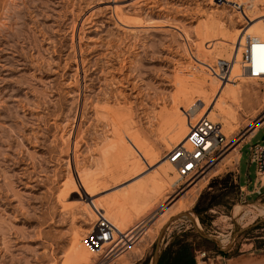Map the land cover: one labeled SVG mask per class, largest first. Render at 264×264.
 <instances>
[{
	"label": "rangeland",
	"instance_id": "1",
	"mask_svg": "<svg viewBox=\"0 0 264 264\" xmlns=\"http://www.w3.org/2000/svg\"><path fill=\"white\" fill-rule=\"evenodd\" d=\"M237 3L264 19V0H0V264H172L181 246L196 264L264 257V188L250 196L240 190L256 176L250 146L264 143V130L256 135L264 127V79H236L237 103L222 105L227 116L234 112L221 123L225 139L203 173L181 179L162 162L178 135L169 130L174 139L165 147L161 115L175 109L187 119L181 111L191 102L204 106L197 75L216 80L198 55L210 64L230 60L234 45L225 50L222 37L249 27ZM216 81L193 124L212 109L210 120L220 122L223 83ZM134 131L161 160L143 159L145 169L121 174L103 155ZM151 176L161 195L117 204L133 232L91 246L95 214L85 208L93 199L81 202L82 181L103 186L94 198L109 213L106 201L149 187ZM75 243L79 255L92 252L87 263L68 259Z\"/></svg>",
	"mask_w": 264,
	"mask_h": 264
},
{
	"label": "bare ground",
	"instance_id": "2",
	"mask_svg": "<svg viewBox=\"0 0 264 264\" xmlns=\"http://www.w3.org/2000/svg\"><path fill=\"white\" fill-rule=\"evenodd\" d=\"M127 3V2H126ZM249 6V5H248ZM251 6V5H250ZM115 7V6H114ZM235 7L238 9V10H241V14L243 15V16H246L247 15V11H246V9L244 10V8H242V5L241 4H235ZM114 10V9H113ZM116 10V9H115ZM114 10V11H115ZM115 13H117V12H115ZM247 17V16H246ZM262 17V15H260V17H256V18H250V16H249V27L247 28V30L245 31L244 29H237V35H236V33L234 34V36L236 35V37H233V36H231V35H229V36H226V35H224L223 37H222V44H223V46H225L224 47V49L226 48V45L228 44V45H230L229 43H233V47L235 48L234 49V52H231V53H233V55H232V57L230 58V60H232V62H234L233 64V68H232V73H231V75H230V79H229V81H224V82H222V81H220L221 83H223V86H222V88H221V93H219V98H218V100L217 101H219V103H218V105L216 104V108L219 110V117H220V122H216V123H219L220 125H221V128H222V124L224 125V124H227L228 125V119L229 118H227L229 115L231 116L232 115V113H234L233 111L231 112V110L232 109H230L231 108V106H230V108H229V110H230V112H231V114H229L228 116H227V114H228V111L226 112L225 110L227 109H224L223 107H222V105H223V103L225 104L226 102H230V103H237V95H238V84L236 83V79L238 80V79H240V78H243V79H246V78H248V77H243V76H241V64H240V62H241V57H240V53H241V55H242V51H243V49L242 48H238V45H239V42L241 41V43L242 44H244V42H245V39L248 37V36H255V37H257L260 41L262 40V41H264V19L263 18H261ZM122 23V22H121ZM140 23V22H139ZM133 27V26H132ZM210 31V30H209ZM209 31H208V34H209ZM244 31H245V33H244ZM205 32V31H204ZM203 32V33H204ZM206 32H207V30H206ZM205 34H207V33H205ZM211 34V33H210ZM209 36V35H208ZM208 36H206V37H208ZM213 36H215V35H213ZM216 39H217V37H215ZM211 40L212 38H208V40ZM214 39V38H213ZM212 39V40H213ZM216 39H215V41H216ZM220 40V39H219ZM220 43H221V41H219ZM209 43H211L210 41H209ZM217 43V42H216ZM217 46H218V44H216ZM215 45V46H216ZM208 46L209 45H207L206 47L208 48ZM211 46V45H210ZM220 46V45H219ZM219 46H218V48H219ZM231 46H232V44H231ZM228 47V46H227ZM221 48V47H220ZM206 50V49H205ZM226 50V49H225ZM232 50H233V48H232ZM199 56V58H197L196 59V62H197V64H199L200 66L201 65H203V67L205 68V69H207L206 68V64H210V63H205L204 62V60L203 59H201V55H198ZM197 56V57H198ZM203 57V56H202ZM235 57H236V59H235ZM239 57H240V60H239ZM194 58V57H193ZM217 59H223V58H217ZM223 60H227V59H223ZM230 60H228V61H230ZM208 71V70H207ZM206 71V72H207ZM196 74H198V73H196ZM201 74H203V72L201 73ZM197 75L198 76V78L197 79H195V78H193V79H195V81H198L197 83H198V85L195 87V89H201L202 90V93H201V95H199V98L197 99V102H201V103H203V105L204 106H199V107H197L196 106V103L195 102H191V106L187 109V110H183V112L181 111V113H186V116H188V118L187 119H183V118H181L180 117V115H178L177 113H175L174 111H175V109L173 110V112H168V113H163L162 115H161V123H160V126H159V130L160 131H162V133H164V134H166L167 132L169 133V130L171 131V130H173V131H175L176 130V133H177V135H178V138L175 140V144L176 145H181V144H184L185 142H186V139H187V136H188V134H189V132H190V128H189V123H190V121L192 122V119L194 118V117H191V116H198L197 114H198V112L199 111H202V110H205V106H206V103L208 102V95H207V89L209 88H211V87H215V85H217V81L216 80H218L217 78H216V80H214V78H210L208 75L206 76L205 74H203V75ZM189 75V74H188ZM192 76V75H191ZM191 76H189V77H191ZM193 77H194V75H193ZM249 79V78H248ZM262 79H264V78H262ZM262 79H260V80H262ZM192 80V79H191ZM252 80H254V79H252ZM259 80V79H258ZM181 81H183V80H181ZM180 81V82H181ZM194 81V80H193ZM193 81H190V82H193ZM218 81V82H219ZM182 83V82H181ZM183 83H185V82H183ZM187 83V82H186ZM184 84V86H186L187 84ZM180 85V84H179ZM234 86V87H231V86ZM183 86V85H182ZM183 86V87H184ZM231 87V88H228V87ZM189 87V86H188ZM185 89V88H184ZM194 89V90H195ZM195 91H197V90H195ZM196 93H198V91L197 92H194V95H196L197 96V94ZM224 95L225 97L223 98V99H221V95ZM189 95V94H188ZM189 96H191V95H189ZM189 96H187V94H184L183 96H181V97H184L183 98V100H185V101H187V103H190L189 101H191L190 100V97ZM182 99V98H181ZM191 99H192V97H191ZM221 99V100H220ZM196 100V99H195ZM194 101V100H193ZM207 101V102H206ZM227 105V104H226ZM226 105H224V106H226ZM229 106V105H228ZM227 107V106H226ZM175 108H177V106L175 107ZM177 110V109H176ZM228 110V109H227ZM179 111V110H178ZM177 112V111H176ZM229 112V113H230ZM180 113V112H179ZM202 113H204L202 116H199V118H198V120H200V118L201 117H204V116H207L208 118H209V120L211 119V120H213V115L215 114V112H213V109L212 110H210L209 112H202ZM116 114V113H115ZM121 114V113H120ZM217 115V114H216ZM215 115V116H216ZM82 116V115H81ZM116 116V115H115ZM118 116V115H117ZM116 116V117H117ZM229 116V117H230ZM217 117V116H216ZM119 118V117H118ZM232 118V117H231ZM236 117H235V115H234V119H235ZM210 120V121H211ZM230 121H233V118H232V120H230ZM212 123H215V122H213V121H211ZM222 123V124H221ZM230 124L231 123H229V126H230ZM131 132H133V131H131ZM135 133H133V134H128V137H126L125 136V139H123L122 138V136H121V139H119V141L117 140V143L115 142L114 144H111V143H109L111 146L110 147H112V149H110V150H112L111 152H112V155L110 154L109 155V151H107L106 153H108V155H103V157L105 158V162L108 164V163H115L117 166H119V171H120V169H122V171L123 170H125V169H127V172H129L130 170L128 169V168H131L132 170H134L133 172L134 173H137V172H140L141 170H143V169H145L144 167L145 166H143V165H145V164H142L140 161L141 160H146L145 162H148L147 164L148 165H154L153 164V162L155 161V160H158V159H160L159 157V155H160V153H159V155L156 153V150L154 149V148H152L153 147V145H152V147L151 146H149V144H147V142H146V138H144V136H143V134H141L140 133V131L138 132V131H134ZM172 132V131H171ZM166 134V135H164L163 137H161V138H163L162 140L164 141V143H165V147H166V145H167V143L169 142V141H172L173 139H174V137H173V139L171 138V140H170V136H169V134ZM176 133H174V134H176ZM222 133L224 134V132H223V128H222ZM253 133H255V131L253 132ZM117 134V133H116ZM163 135V134H162ZM225 135V134H224ZM169 136V137H168ZM168 137V138H167ZM113 143V142H112ZM164 143H162V144H164ZM172 143V142H171ZM108 144V145H109ZM151 145V144H150ZM175 145V146H176ZM210 145L211 144H209V147H210ZM109 147V146H108ZM109 147V148H110ZM168 147V146H167ZM105 148H106V150L108 149L109 150V148H107L106 146H105ZM104 148V149H105ZM105 150V151H106ZM168 150V149H167ZM172 150V149H171ZM170 150V151H171ZM239 155H240V153H239V149H236L235 150ZM103 152H104V150H103ZM160 152V151H159ZM170 153V152H169ZM169 155V154H168ZM167 158H168V156H167ZM161 160V159H160ZM104 162V163H105ZM143 162V161H142ZM156 162H158V161H156ZM163 162V164L164 163H170L174 168H175V165L171 162V161H169L168 159L167 160H163L162 161ZM168 165V164H167ZM109 166L111 167V165L109 164ZM112 166H113V164H112ZM115 166V165H114ZM164 166V165H163ZM165 167H166V165H165ZM112 168L113 167H111V168H108V170L110 169V170H112ZM163 168V167H162ZM161 168V169H162ZM167 169H168V166L166 167ZM113 169H115V168H113ZM160 169V170H161ZM165 169V168H164ZM167 169H165V170H167ZM131 170V171H132ZM172 170V169H171ZM173 170H175L176 171V169H173ZM115 172H116V169L114 170ZM108 172V171H107ZM110 172V171H109ZM112 172V171H111ZM121 172V171H120ZM160 172H162V171H160ZM166 173L167 174V172L166 171H163V173ZM174 172V171H173ZM117 173H118V171H117ZM175 173H177V172H175ZM108 174V173H107ZM121 174H122V172H121ZM155 174V173H154ZM157 174H159V173H157ZM162 174V173H161ZM110 175H111V173H110ZM117 175H119V174H117ZM116 175V176H117ZM178 175V174H177ZM107 176V175H106ZM120 176V175H119ZM165 176V175H164ZM175 176V175H174ZM109 177V176H108ZM111 177V176H110ZM153 176H151L150 177V179L152 178ZM157 177V176H156ZM167 177V176H166ZM169 177V176H168ZM177 177H179V176H177ZM149 178V177H148ZM154 178V177H153ZM152 178V180L150 181V180H148V182H149V187H147V185L146 184H143L142 186H138V188L137 189H135V190H132V191H127V192H123L122 194H121V200H119V201H117V200H109L108 202L106 201L105 203H107L106 205H108V208H107V210H108V212L109 213H107V211H106V213L107 214H110L109 216H110V218H109V220L113 223V225L118 229V237L116 238V239H114L113 241H107V242H100V243H97V244H93V243H90L91 244V246L92 245H95V246H102V247H105V246H108V244L109 243H112V242H114V241H118L117 239H119L120 237H121V235H123L122 236V239H123V237H124V235L125 234H127V235H129L130 233H132L133 231H130L129 232V230L130 229H128L127 228V226H126V224H125V220H127V214H126V212L125 211H122V210H120L119 208H118V206H117V204H119L120 202H121V204H122V202L124 203V204H131L132 206L134 205L135 207H136V204H138L139 203V200H142V198L144 197H146L147 195H148V197H149V194H147L148 192H157L156 194H153V195H157L158 193H159V195H161L160 194V192H162V191H160V190H162L161 189V186H160V184L155 180V179H153ZM173 178V177H172ZM84 179V178H83ZM82 179V180H83ZM88 179V178H87ZM87 179H84L82 182H83V187H84V196L82 195V194H79L80 196H81V198H80V200H81V202H83L84 200L86 201V198L87 199H93V201H92V203H93V207H92V204H88L87 203V206L86 207H89V208H85V210L86 209H90V211H92L93 212V208H94V206H96V201H95V196H94V194H96L97 192V190H99L100 188H101V183L100 182H98V183H100V185L101 186H98V188L99 189H96L97 188V186H96V183L95 182H97V181H95V182H93L92 180H87ZM163 179V178H162ZM174 179H175V177H174ZM193 180V179H192ZM176 181V180H175ZM105 182V181H104ZM115 182H116V180H115ZM173 182V181H172ZM192 182H194V181H191V183ZM98 183H97V185H98ZM104 184V183H103ZM172 184H174V182L172 183ZM105 185V184H104ZM82 187V188H83ZM104 187H106V185L104 186ZM162 187H163V184H162ZM241 187L243 188V185H241ZM164 188V187H163ZM73 189V188H72ZM102 189H103V186H102ZM74 190V189H73ZM103 190H105V189H103ZM78 192V191H77ZM151 194V195H152ZM152 195V196H153ZM97 196V195H96ZM158 196V195H157ZM97 199V198H96ZM88 201V200H87ZM101 201V200H100ZM100 201H99V203H100ZM73 202V201H72ZM98 203V202H97ZM101 206H102V204H101ZM123 206V205H122ZM121 206V207H122ZM97 207V206H96ZM106 207V206H105ZM98 208V207H97ZM148 208H151V206L150 207H148ZM100 209V208H99ZM141 209V208H140ZM145 209V208H144ZM147 209V208H146ZM103 210V209H102ZM106 210V209H105ZM104 210V211H105ZM259 211V210H258ZM261 211V210H260ZM90 213V214H93V213ZM95 214V213H94ZM106 214V215H107ZM140 214V213H139ZM108 216V215H107ZM91 218V217H90ZM93 228H94V230H93V232L91 233V236H90V239L89 240H91V237L95 234V227L93 226ZM127 232H129V233H127ZM126 237V236H125ZM78 239V238H77ZM121 239V238H120ZM128 239V238H127ZM121 242L123 243V242H125V244H128V241L126 240V241H124V240H121ZM76 243H77V241H76ZM75 243V248H74V252H73V255H71L70 256V258H68L70 261H72V262H81V263H87L88 262V256L92 253V252H88L87 254H85L84 253V255H79V253L81 252V247L80 246H78V244H80L79 242H78V244H76ZM82 244V243H81ZM124 244V245H125ZM73 245H74V243H73ZM84 244H82V246H83ZM85 247H86V251H88V247H87V244L86 245H84ZM67 259V260H68ZM69 264H70V262L69 261H67Z\"/></svg>",
	"mask_w": 264,
	"mask_h": 264
},
{
	"label": "built area",
	"instance_id": "3",
	"mask_svg": "<svg viewBox=\"0 0 264 264\" xmlns=\"http://www.w3.org/2000/svg\"><path fill=\"white\" fill-rule=\"evenodd\" d=\"M218 1L221 2L222 0ZM246 16V20L249 19V16ZM238 48L243 49L240 62L241 76L254 80L264 78V72L258 71V66L264 63V51L260 50L264 48V41H260L255 36H248L244 44L241 41L239 42ZM233 63L232 60L216 59L214 63L206 64V68L211 76L224 82L230 79ZM189 128L190 132L186 142L174 146L167 158L175 165L176 172L181 179L185 177L196 178V176L203 173L212 155L216 153L225 139L221 125L219 123H212L207 116L201 117L194 124L190 121ZM209 144H211L210 147ZM249 159L250 164L255 165V181L263 184L264 143H256L250 146ZM240 190L242 194L248 196L247 192L241 187V184ZM93 211L95 213V234L91 237L89 243L97 244L116 239L118 237V229L109 220L106 212L96 206H94ZM196 253L202 259L207 255L206 251H196Z\"/></svg>",
	"mask_w": 264,
	"mask_h": 264
},
{
	"label": "crops",
	"instance_id": "4",
	"mask_svg": "<svg viewBox=\"0 0 264 264\" xmlns=\"http://www.w3.org/2000/svg\"><path fill=\"white\" fill-rule=\"evenodd\" d=\"M264 130V127L262 129H260V131H258V133L256 135H258L260 132H262ZM241 158H242V154H241ZM242 161V159H241ZM241 161H240V165H241ZM239 174H240V168H239ZM256 178V176H255ZM255 178L252 182V185L250 186L251 181L247 184V185H243V189L247 192L249 196L251 194H261L262 191L261 189L264 188V183L261 184L258 181H255ZM228 264H264V257H260V258H244V259H240V260H236V261H229Z\"/></svg>",
	"mask_w": 264,
	"mask_h": 264
},
{
	"label": "trees",
	"instance_id": "5",
	"mask_svg": "<svg viewBox=\"0 0 264 264\" xmlns=\"http://www.w3.org/2000/svg\"><path fill=\"white\" fill-rule=\"evenodd\" d=\"M186 246H181L178 253L176 254V259L172 264H196L193 257H187ZM161 264V263H160Z\"/></svg>",
	"mask_w": 264,
	"mask_h": 264
},
{
	"label": "snow or ice",
	"instance_id": "6",
	"mask_svg": "<svg viewBox=\"0 0 264 264\" xmlns=\"http://www.w3.org/2000/svg\"><path fill=\"white\" fill-rule=\"evenodd\" d=\"M261 51H264V48L260 49ZM258 71L259 72H264V63H261L259 66H258Z\"/></svg>",
	"mask_w": 264,
	"mask_h": 264
},
{
	"label": "water",
	"instance_id": "7",
	"mask_svg": "<svg viewBox=\"0 0 264 264\" xmlns=\"http://www.w3.org/2000/svg\"><path fill=\"white\" fill-rule=\"evenodd\" d=\"M261 141H263L264 142V134H263V136H262V138H261ZM215 238V237H214ZM157 260V259H156ZM158 261V260H157ZM157 261H156V264H157Z\"/></svg>",
	"mask_w": 264,
	"mask_h": 264
}]
</instances>
